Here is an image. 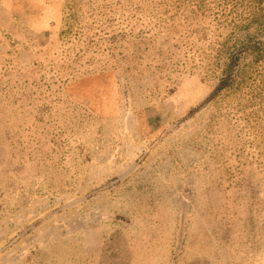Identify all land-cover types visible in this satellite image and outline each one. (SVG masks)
Returning a JSON list of instances; mask_svg holds the SVG:
<instances>
[{
	"label": "rangeland",
	"instance_id": "374dc122",
	"mask_svg": "<svg viewBox=\"0 0 264 264\" xmlns=\"http://www.w3.org/2000/svg\"><path fill=\"white\" fill-rule=\"evenodd\" d=\"M262 7L0 0V264H264Z\"/></svg>",
	"mask_w": 264,
	"mask_h": 264
},
{
	"label": "trees",
	"instance_id": "16d2710c",
	"mask_svg": "<svg viewBox=\"0 0 264 264\" xmlns=\"http://www.w3.org/2000/svg\"><path fill=\"white\" fill-rule=\"evenodd\" d=\"M252 2H256L258 5H263V7L261 8V13L259 14H253L251 16V20L250 22H259L260 19L264 20L263 17H264V0H252ZM253 46L250 47V49H253L252 48ZM233 62L232 63H227L225 65V68L223 70V77L222 79L220 80V83L219 85L217 86L215 92H217L218 90L222 89V88H225L226 86H228V81L231 80V77H230V73H231V68L233 66ZM230 71V72H228ZM225 73V74H224Z\"/></svg>",
	"mask_w": 264,
	"mask_h": 264
}]
</instances>
